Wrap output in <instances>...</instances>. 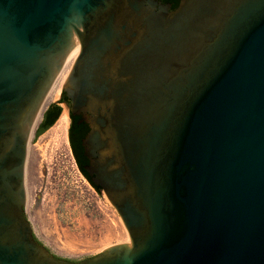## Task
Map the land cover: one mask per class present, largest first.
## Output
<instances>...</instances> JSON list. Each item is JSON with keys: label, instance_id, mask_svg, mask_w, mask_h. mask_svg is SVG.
I'll use <instances>...</instances> for the list:
<instances>
[{"label": "water", "instance_id": "95a60500", "mask_svg": "<svg viewBox=\"0 0 264 264\" xmlns=\"http://www.w3.org/2000/svg\"><path fill=\"white\" fill-rule=\"evenodd\" d=\"M170 6L0 0V264H264V0ZM76 45L57 101L128 240L72 261L34 236L24 169Z\"/></svg>", "mask_w": 264, "mask_h": 264}, {"label": "rangeland", "instance_id": "374dc122", "mask_svg": "<svg viewBox=\"0 0 264 264\" xmlns=\"http://www.w3.org/2000/svg\"><path fill=\"white\" fill-rule=\"evenodd\" d=\"M56 101H44L42 109ZM40 120L38 116L25 148L24 214L34 236L55 256L75 261L128 240L116 210L74 165L67 127L54 128L55 120L35 135Z\"/></svg>", "mask_w": 264, "mask_h": 264}, {"label": "flooded vegetation", "instance_id": "af4514ba", "mask_svg": "<svg viewBox=\"0 0 264 264\" xmlns=\"http://www.w3.org/2000/svg\"><path fill=\"white\" fill-rule=\"evenodd\" d=\"M168 2L171 4L170 8L173 9L174 7L172 8V3L170 1L163 2V3H168ZM177 3H178V0H177ZM59 99H61L60 102L65 103L67 106L69 105V100L66 97L64 92L60 93ZM52 111L53 109L51 110V112ZM89 130H90V124L83 119L82 114L79 113V114L69 115V123L67 126V141H68V146H69V151L71 154L72 161L74 165L78 168V170L85 176L88 182L93 187L94 186L98 187V191H102L101 187L96 185L92 180V177H94L95 174L89 173L88 171V167L90 166L91 160L94 159V157L93 156L90 157L86 153L84 145L82 143L84 136L88 133ZM72 261H75V260H72Z\"/></svg>", "mask_w": 264, "mask_h": 264}, {"label": "bare ground", "instance_id": "6f19581e", "mask_svg": "<svg viewBox=\"0 0 264 264\" xmlns=\"http://www.w3.org/2000/svg\"><path fill=\"white\" fill-rule=\"evenodd\" d=\"M77 52H78V45H76L72 49V51L68 54L66 59L63 61L61 68H60V71H59L56 79L52 82L44 101L49 100V99L53 100V99H56L58 97L60 88H61V86L64 82V79H65V77H66V75H67V73H68V71H69V69L73 63L72 61L74 60ZM43 106H44V104H43ZM41 111H42V108H41L40 112ZM68 122H69V118L63 109L61 111V113L58 115V118L56 119L53 126H54V128H56L58 130H63L67 127Z\"/></svg>", "mask_w": 264, "mask_h": 264}, {"label": "trees", "instance_id": "16d2710c", "mask_svg": "<svg viewBox=\"0 0 264 264\" xmlns=\"http://www.w3.org/2000/svg\"><path fill=\"white\" fill-rule=\"evenodd\" d=\"M162 2H167L170 1L172 3V8L176 6L177 0H161ZM61 99H58L56 102L50 103L47 108L44 110L42 119L40 120L36 130H35V135L40 134L43 132L45 129H47L49 126H51L56 118H58V114L61 111V107L59 105V102ZM53 111L51 112V110ZM95 189L98 190V187H95Z\"/></svg>", "mask_w": 264, "mask_h": 264}]
</instances>
